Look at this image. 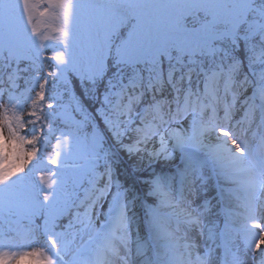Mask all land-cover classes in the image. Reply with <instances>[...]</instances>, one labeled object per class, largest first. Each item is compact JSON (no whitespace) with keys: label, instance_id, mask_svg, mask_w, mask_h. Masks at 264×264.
Listing matches in <instances>:
<instances>
[{"label":"snow or ice","instance_id":"1","mask_svg":"<svg viewBox=\"0 0 264 264\" xmlns=\"http://www.w3.org/2000/svg\"><path fill=\"white\" fill-rule=\"evenodd\" d=\"M0 264H264V0H0Z\"/></svg>","mask_w":264,"mask_h":264},{"label":"trees","instance_id":"2","mask_svg":"<svg viewBox=\"0 0 264 264\" xmlns=\"http://www.w3.org/2000/svg\"><path fill=\"white\" fill-rule=\"evenodd\" d=\"M23 84V82L21 81V85Z\"/></svg>","mask_w":264,"mask_h":264}]
</instances>
